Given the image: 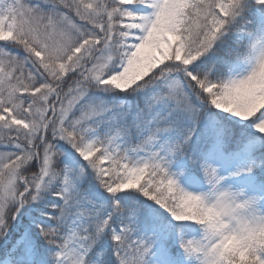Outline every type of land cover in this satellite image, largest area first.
<instances>
[{
	"label": "snow or ice",
	"instance_id": "obj_1",
	"mask_svg": "<svg viewBox=\"0 0 264 264\" xmlns=\"http://www.w3.org/2000/svg\"><path fill=\"white\" fill-rule=\"evenodd\" d=\"M0 264H264V0H0Z\"/></svg>",
	"mask_w": 264,
	"mask_h": 264
}]
</instances>
